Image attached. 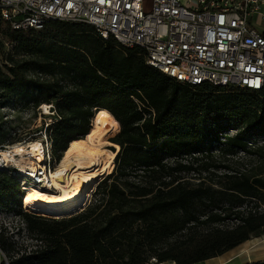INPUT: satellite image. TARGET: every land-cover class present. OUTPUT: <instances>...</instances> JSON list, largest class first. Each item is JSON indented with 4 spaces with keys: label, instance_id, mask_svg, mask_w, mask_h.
<instances>
[{
    "label": "trees",
    "instance_id": "16d2710c",
    "mask_svg": "<svg viewBox=\"0 0 264 264\" xmlns=\"http://www.w3.org/2000/svg\"><path fill=\"white\" fill-rule=\"evenodd\" d=\"M42 105L54 164L101 113L119 150L87 206L61 218L25 211L0 171V209L35 242L0 228V264H196L264 234V91L181 83L86 23L14 30L0 19V147L22 140L19 112ZM213 149L257 158L258 170L212 163Z\"/></svg>",
    "mask_w": 264,
    "mask_h": 264
},
{
    "label": "built area",
    "instance_id": "2783aa9c",
    "mask_svg": "<svg viewBox=\"0 0 264 264\" xmlns=\"http://www.w3.org/2000/svg\"><path fill=\"white\" fill-rule=\"evenodd\" d=\"M0 11L11 15L14 30L41 29L48 20L101 21L105 39L126 37L121 45L151 52L148 65L181 83L183 76L197 84L264 83V0H0ZM46 118L38 131L43 162L21 169L14 159L2 160L1 151L13 144L2 145L0 171L50 187L55 167ZM31 141L17 143L29 148ZM144 264L161 263L152 257Z\"/></svg>",
    "mask_w": 264,
    "mask_h": 264
},
{
    "label": "bare ground",
    "instance_id": "6f19581e",
    "mask_svg": "<svg viewBox=\"0 0 264 264\" xmlns=\"http://www.w3.org/2000/svg\"><path fill=\"white\" fill-rule=\"evenodd\" d=\"M0 19L12 28L11 15L0 11ZM66 21L81 23L73 20ZM84 23L92 26L99 36L105 37V30L101 29V21H86ZM118 43L126 44V37H119ZM123 46L127 47V45ZM144 54L146 62L153 64L154 56L151 55V52H144ZM152 67L155 68V66ZM166 75L177 80L175 75ZM183 83L199 85L192 81L191 76H183ZM217 85L264 91V83H245L243 87L241 84H224V82H217ZM115 130L116 127L109 115L101 113L94 120L91 131L83 139L71 141L68 148L62 153L55 170L50 172L49 188L37 187L28 182L22 183L24 187L22 204L25 210L33 213L53 214L74 211L82 206L95 181L112 171L113 159L119 146L104 138L112 135ZM107 145H113L115 150L107 149ZM14 154L18 157H13ZM1 156L2 160L14 159L21 169L23 164L29 168H35V165H40L43 162L41 143L35 140L29 143V148H25L19 143L13 144L10 150L1 151ZM51 188L56 192L47 193L44 191V189Z\"/></svg>",
    "mask_w": 264,
    "mask_h": 264
},
{
    "label": "rangeland",
    "instance_id": "374dc122",
    "mask_svg": "<svg viewBox=\"0 0 264 264\" xmlns=\"http://www.w3.org/2000/svg\"><path fill=\"white\" fill-rule=\"evenodd\" d=\"M145 1H146V4L149 5L150 0H145ZM45 107H46V105L40 106L39 111L36 110L35 114H33L30 111H23V112H19V114H17L18 116H16V115L12 114L9 110H4L3 112L5 114L10 113L11 115H14L16 117H22L23 118L20 126L18 127L19 129L16 130L18 137H20V139H22L21 141H23V140H27V141L32 140L33 141V139L35 141H39V136H38L39 132L38 131L40 129L41 124L44 122L42 120L43 115L45 116V115L50 113L49 109L45 108ZM45 120H47V118ZM114 133L112 135L106 136L104 139L111 141V139L115 136ZM262 140H264V137L259 136V137H257L256 141L258 144H260V143H262ZM106 148L109 150H111L113 148L115 150V148L110 146V145H107ZM211 153H212V159H211L212 163L228 164L231 167H233V169H253V171L258 170V168H257L258 167V159L257 158L245 156L243 153H238L236 155L221 154L215 149H213V151ZM203 161H206V159ZM57 165H58V163L54 164V167L56 168ZM104 175H106V174H104ZM104 175H102L101 177H99L95 181L91 190H89L87 197H86V200L84 201L83 205L80 206L78 209H76L74 211L63 212V213L44 214L42 212H39V213H34V214L42 215V216H46V217H51V218H61V217L69 216L75 212L81 211L84 207L87 206V204L93 198L92 195H93V192L95 190V187ZM14 178L19 182L20 198L22 200V196L24 194V190H23L24 187L22 185L21 178H20V176H14ZM27 185H29V184H27ZM44 191H46L47 193L56 192V190L53 188L44 189ZM31 213H33V212H31ZM3 227L10 234L12 233V235H11L12 239L15 240L18 244H21L24 247L27 245H30V244H32V245L35 244L34 241H32L28 238L26 231L24 229V224L21 222V220L18 217L13 216L11 213H8L5 210L0 209V228H3ZM249 244L251 245L250 246L251 251L255 252L257 257L264 258V234H262L259 237L254 238V239L252 238L250 240ZM196 264H201V262H198ZM233 264H238V263L234 262Z\"/></svg>",
    "mask_w": 264,
    "mask_h": 264
},
{
    "label": "crops",
    "instance_id": "0c3cea01",
    "mask_svg": "<svg viewBox=\"0 0 264 264\" xmlns=\"http://www.w3.org/2000/svg\"><path fill=\"white\" fill-rule=\"evenodd\" d=\"M250 240L238 245L237 247L223 253L220 256L201 261V264H233L234 262L242 264L245 262H255L264 260V258L257 257L256 253L251 251V245L249 244ZM161 264L175 263L163 262Z\"/></svg>",
    "mask_w": 264,
    "mask_h": 264
},
{
    "label": "water",
    "instance_id": "95a60500",
    "mask_svg": "<svg viewBox=\"0 0 264 264\" xmlns=\"http://www.w3.org/2000/svg\"><path fill=\"white\" fill-rule=\"evenodd\" d=\"M110 146H112L113 147V145H110ZM44 212V211H43Z\"/></svg>",
    "mask_w": 264,
    "mask_h": 264
},
{
    "label": "snow or ice",
    "instance_id": "6c2138e0",
    "mask_svg": "<svg viewBox=\"0 0 264 264\" xmlns=\"http://www.w3.org/2000/svg\"><path fill=\"white\" fill-rule=\"evenodd\" d=\"M29 199H31V197H29Z\"/></svg>",
    "mask_w": 264,
    "mask_h": 264
}]
</instances>
